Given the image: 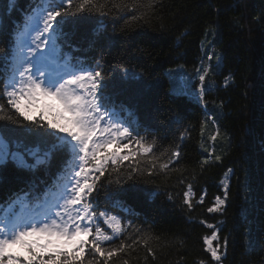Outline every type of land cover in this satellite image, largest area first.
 <instances>
[{
  "label": "trees",
  "instance_id": "trees-1",
  "mask_svg": "<svg viewBox=\"0 0 264 264\" xmlns=\"http://www.w3.org/2000/svg\"><path fill=\"white\" fill-rule=\"evenodd\" d=\"M29 3L19 0L20 9L28 12ZM7 9L8 0H0V14ZM124 15L130 22L127 26L121 19H109L101 26L95 23L98 17H91L94 23L86 28L69 26L65 32L75 34L68 37V43L85 67H95L100 61L113 79L124 77L130 83L126 91L118 90L113 108L134 117L132 128L156 142L153 152L159 157L158 164L168 161L173 150H179L180 157L173 158L165 172L139 178L135 187L150 195L133 193L117 203L110 198L117 186L107 185L106 178L101 180L110 190L108 195L100 190L97 196L95 204L101 205V211L117 216L135 239L142 233L154 238L148 246L155 258L146 252L141 240L134 250L122 253L117 264H264V0H157L147 22L133 21L132 12ZM14 21L22 25L20 11L4 16L0 46L6 53L12 50ZM96 28L101 29L99 37L93 34ZM213 28L217 30L214 48L221 63L206 77L208 90L203 101L198 99L199 86L195 92L188 90L186 97H174L168 68L183 65L190 75L204 69L201 43ZM91 39L97 43L90 46ZM213 118L214 125L210 122ZM214 127L216 133L230 136V141L222 144L228 147L218 161L209 144L204 148L206 153L200 147L203 136L211 140L216 135ZM164 152L168 155H161ZM60 167L54 163L50 170L29 172L9 163L0 184V203L21 189L27 190L30 184L40 183ZM225 183L229 198L224 210L209 213L215 198H223ZM130 185L125 183L123 188ZM189 185L191 209L184 203ZM201 197L203 203H199ZM208 224L219 229L213 247L227 238L220 262L211 258L204 243L214 231ZM134 228L141 232H133ZM250 229L256 239L254 248L246 242Z\"/></svg>",
  "mask_w": 264,
  "mask_h": 264
},
{
  "label": "snow or ice",
  "instance_id": "snow-or-ice-1",
  "mask_svg": "<svg viewBox=\"0 0 264 264\" xmlns=\"http://www.w3.org/2000/svg\"><path fill=\"white\" fill-rule=\"evenodd\" d=\"M156 3L157 0H30L29 11L24 12L19 0H8V9L0 14V35L5 30L4 16H10L12 11L22 13L23 23L14 21L11 53L0 46V184L4 183V169L9 163L29 172L50 170L54 163L61 167L43 193L37 194L33 183L0 203V264H117L121 254L134 250L141 240L146 252L155 258L148 246L154 239L150 234L142 233L140 239H135L117 216L99 212L94 205L100 190L109 194L110 190L101 183L105 178L107 185L117 186L110 196L117 203L133 193L150 195L135 187L139 178L165 172L173 158L180 157V151L173 150L168 161L158 164L159 157L153 152L156 142L141 136L114 111L115 95L118 90L126 91L130 83L124 77L113 79L100 61L95 62V67H85L82 61L73 63L74 57L65 53L61 45L71 47L68 37L75 33L65 32L69 26L75 30L86 28L94 23L91 17H98L95 23L101 26L109 19L124 20L127 26L130 22L126 12L133 13V21L147 22ZM93 34L99 37L101 29H94ZM96 43V39L89 41L90 46ZM215 59L219 67V54ZM197 72V95L203 101L209 71L204 68ZM124 73L128 74L126 68ZM170 92L176 98L189 95L186 84L177 81ZM42 101L50 119L44 114L38 118L31 114ZM218 135L219 131L211 139L215 141ZM124 149L131 150L122 154ZM128 182L130 187L123 188ZM192 195L189 185L184 193L189 209ZM228 198L225 183L223 198L217 196L207 211L222 212ZM199 203H203V197ZM17 207L18 212L14 211ZM100 217L111 234L101 228ZM207 227L214 231L210 238H204V243L211 258L220 262L227 238L213 247V241L219 239V229L213 224ZM133 232L141 230L134 228ZM106 242L112 243L106 246ZM246 242L249 248L256 245L251 229ZM17 246L22 251L15 250Z\"/></svg>",
  "mask_w": 264,
  "mask_h": 264
},
{
  "label": "rangeland",
  "instance_id": "rangeland-1",
  "mask_svg": "<svg viewBox=\"0 0 264 264\" xmlns=\"http://www.w3.org/2000/svg\"><path fill=\"white\" fill-rule=\"evenodd\" d=\"M214 30H215V33L217 34V30L215 28H213L211 30H208L206 32V34H205V38L203 39V41L201 43L202 44V47L204 49L203 57H202V60H201V66L202 67H205V68H208L209 75L211 74V72L214 69V67H217V60L215 59L216 55L219 54V56H220V53L218 51H216L215 48H214V42L217 39L216 34H214ZM207 44H209V45L206 46ZM208 56H212L213 59L212 60H208L207 59ZM170 69H174L176 71L175 72H170L169 71ZM179 71H181V72L184 71V74L177 73ZM167 72L171 76V87H173V82L174 81H177V82L186 84L187 89L190 90V91H192V92H195L197 90V87L199 86V84H197V82L199 81L198 80V75L200 74L197 71L195 72V74L190 75V74H188L189 73L188 71L184 70V68H181L180 66H177L175 68H168ZM175 75H178V76L175 77ZM179 75H181V77ZM48 103H51V101H49ZM114 111H116L119 114L118 115V118L121 121H124L127 124L126 116L122 115L121 112L119 110H117V109H114ZM31 114L34 117H37V118L41 114H44L49 119L51 118L50 113L44 107V102L43 101L41 102L40 105H38L37 107H35L33 109V111H32ZM207 116H208V114H207ZM215 118L217 120V117L216 116H215ZM134 120L135 119H133L132 121H134ZM210 122L214 125V123H213L212 120H210ZM209 130H212V129L209 128ZM213 130H214L213 131V134H216V132H215L216 131V128L215 127L213 128ZM228 140L230 141V136L228 134H226V133H220V135L217 136V138H216L215 141H213L212 139L210 140L209 137L203 136V140H202V143L200 144V147L203 150V152L206 153V149H204V148H206L208 146V144H209V147L211 148L210 149V153L213 150L216 151L215 154H214L215 155L214 158L216 156H219L221 158L222 155H223V153H224V151H226V149L228 147V145H227L226 147L223 148L222 147V144L225 141L227 142ZM219 145H220V148L218 147ZM216 161H218V160H216ZM14 211L18 212L19 211V208L17 207ZM109 215H111V214H109ZM9 219H11V215L10 214H9ZM103 220H104V218L103 217H100L99 220H98V223L100 224L101 228L105 230L106 228H108V226L105 223H104V226H103ZM15 250L22 251V249H19L18 246H17V248ZM68 250H72L71 247H69Z\"/></svg>",
  "mask_w": 264,
  "mask_h": 264
}]
</instances>
